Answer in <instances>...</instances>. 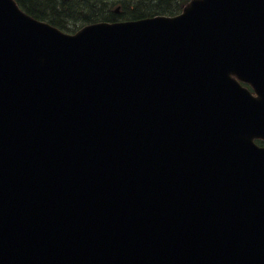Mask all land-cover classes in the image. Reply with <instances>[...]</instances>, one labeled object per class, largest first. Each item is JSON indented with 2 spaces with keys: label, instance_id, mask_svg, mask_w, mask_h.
<instances>
[{
  "label": "water",
  "instance_id": "95a60500",
  "mask_svg": "<svg viewBox=\"0 0 264 264\" xmlns=\"http://www.w3.org/2000/svg\"><path fill=\"white\" fill-rule=\"evenodd\" d=\"M253 136L264 0L74 34L0 0V264H264Z\"/></svg>",
  "mask_w": 264,
  "mask_h": 264
},
{
  "label": "trees",
  "instance_id": "16d2710c",
  "mask_svg": "<svg viewBox=\"0 0 264 264\" xmlns=\"http://www.w3.org/2000/svg\"><path fill=\"white\" fill-rule=\"evenodd\" d=\"M30 15L45 20L67 32L85 23L139 18L173 13L174 6L163 7L160 0H119L120 11H112L113 1L106 0H16ZM169 3V0H164Z\"/></svg>",
  "mask_w": 264,
  "mask_h": 264
}]
</instances>
